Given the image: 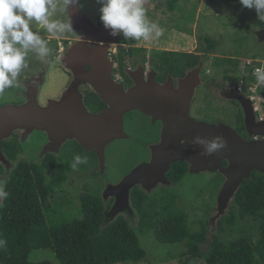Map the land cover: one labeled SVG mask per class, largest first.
I'll return each mask as SVG.
<instances>
[{"label": "trees", "instance_id": "obj_1", "mask_svg": "<svg viewBox=\"0 0 264 264\" xmlns=\"http://www.w3.org/2000/svg\"><path fill=\"white\" fill-rule=\"evenodd\" d=\"M165 1L168 11L177 9L179 0ZM182 17L193 21L191 15ZM204 40L206 49L212 50L217 44V40L209 36ZM129 51L137 54L144 50L131 47ZM125 54L128 53L124 48L118 57L122 75H125ZM256 54L252 57L259 58ZM145 56L142 54V59ZM186 61V55L172 50H154L150 60L164 73H172L177 64ZM242 77L247 83L253 81L249 75ZM22 146L18 137L7 138L2 142V153L7 159L15 160L23 151ZM77 153L88 157V163L79 165L77 171L95 174L97 155L76 140L67 141L57 154L48 153L38 161L20 159L7 170L2 181L6 182L5 190L9 196L0 201V238L6 241L0 248V264H52L48 259H30L39 249L51 250L60 264L138 262L145 259L146 250L137 233L150 232L161 244L183 245L179 264H189L193 260H203L206 264H264V173L253 171L238 188L226 214L216 221L218 232L231 228L238 233L237 237L224 241L218 233L212 232L207 249L203 250L208 221L199 230L191 228L188 213L176 207L177 195L174 193L161 192L153 198L134 186L130 191L133 212L115 217L109 214L114 197H104L103 192L101 195L80 194L76 215L65 209L63 203L67 199L57 204L50 202L49 198L63 187L67 171L72 170L73 155ZM187 168L186 161H175L170 165L167 177L180 183ZM135 216L136 225L130 222ZM247 221L251 222L252 232L244 224L237 226V223ZM254 233L257 235L255 240Z\"/></svg>", "mask_w": 264, "mask_h": 264}, {"label": "water", "instance_id": "obj_2", "mask_svg": "<svg viewBox=\"0 0 264 264\" xmlns=\"http://www.w3.org/2000/svg\"><path fill=\"white\" fill-rule=\"evenodd\" d=\"M65 14L66 21L71 23V32L78 40L70 43L66 53L59 56L62 66L72 74V80L58 98H48L44 105H40L37 95L42 82L38 76L45 73L43 69L34 75L36 79L23 84L24 102L0 105V162L5 161L2 142L14 131H21V140L24 141L32 131L38 130L47 137L43 155L58 152L64 142L75 139L97 155L103 169L105 148L116 139L128 137L124 129L125 113L139 110L151 116L152 121L161 119V136L166 142L152 146L148 161L137 164L117 184L107 186L103 196L115 198L109 214L115 217L121 211H130V191L136 184L146 191L159 183L167 184L166 173L171 163L184 160L189 164V173L218 171L224 177L216 196L215 213L208 220L209 225L215 228L217 219L226 214L242 182L249 179L253 171L264 173V120L255 119L251 99L238 98L245 111L244 123L248 132L260 137L247 141L224 122L205 123L190 117V100L195 87L201 83L198 70L194 69L181 80L190 85L191 91L178 107L172 98L164 95L165 91L167 95L171 90L170 79L159 84L154 73H149L144 79L141 64L129 70L133 85L125 89L121 82L112 78L114 61L108 55L110 43L117 42L121 33L116 37L109 35L110 29L105 30L102 23L97 24L86 14L81 0L69 5ZM255 35L259 41H264V27ZM86 65L91 68H85ZM84 83H88L106 103L104 109L87 111L77 91V85ZM195 136L207 140L222 136L227 146L212 155H203V146L191 142ZM1 178L4 177L0 175Z\"/></svg>", "mask_w": 264, "mask_h": 264}, {"label": "rangeland", "instance_id": "obj_3", "mask_svg": "<svg viewBox=\"0 0 264 264\" xmlns=\"http://www.w3.org/2000/svg\"><path fill=\"white\" fill-rule=\"evenodd\" d=\"M81 4L85 12L96 23H99V3L97 0H81ZM159 5V7H158ZM151 10L147 9L146 15L149 21L158 23L164 30V34L157 40L144 41V40H125L122 34L123 41L125 43L113 44L123 45L125 48L137 47L143 48L144 51H139L138 55H146L147 59L151 56L154 50H172L180 52H188L193 50L198 37H212L217 40L216 46L210 50L212 54L209 59L206 60L205 70H207L206 78L213 79L215 82H231L235 73L241 77L239 67L247 62L248 59L254 61L253 54L257 57H264V47L260 45L255 38L252 30H259L264 27V21L259 20L257 13L254 9L243 7L239 0H179L177 3V9L170 12L166 8L165 0H152ZM157 7V9H156ZM191 15L192 22L184 19L182 16ZM53 19H61L66 22L65 12H61L59 6L56 11L53 12ZM33 30L39 32L43 39L48 40L49 47L52 49V54L45 58L47 62H51L52 65L48 69L46 81L40 88L37 100L40 105H44L48 98H57L66 84L67 76L59 68L53 57L56 53L61 52L60 48H64L65 41L69 40L72 36H75L71 31L64 34L52 36L48 34L40 25H37L33 21ZM217 55L215 57L214 55ZM232 56V60L223 59L224 57ZM27 66L26 70L31 71L45 63L41 59L36 57L34 52H29L26 56ZM61 63V61H60ZM62 65V64H61ZM116 67V66H115ZM253 68L252 62L250 63V70ZM46 71V69H44ZM249 71V70H248ZM250 72V71H249ZM247 71H245V74ZM207 78V79H208ZM257 80H254V86L257 84ZM17 83V82H16ZM88 84V83H84ZM82 84L77 85L80 88ZM89 85V84H88ZM246 87H249L246 85ZM20 85L6 89L5 92L0 95V102L20 104L25 101H20ZM261 92L263 87L260 85L258 88ZM25 93V88H24ZM61 94V93H60ZM257 94H255L256 96ZM256 96L254 101L257 106L258 112H263L264 109L260 106L261 100ZM212 108L218 107V111L211 112L213 115L221 116L223 111L231 112L232 107L226 103V110H224V103L219 98L212 96ZM137 113H142L139 110ZM152 119V117H151ZM152 122V121H151ZM133 129L140 133L148 124V119L142 118L139 114H135L132 119ZM37 131V130H34ZM30 133L28 138L24 141L18 136V139L23 144V151L17 155V159L9 160L4 156L5 161L2 163H12V166L20 159H26L31 161H38L43 154L40 152L39 146H41V134L44 132ZM45 134V133H44ZM39 138V140H38ZM116 139L111 142L105 148V167L102 169L98 161V167L95 169V174L91 171H67V179L64 186L57 190L53 194L49 201L54 204L67 199L66 203H63L65 209L71 212L73 215L78 214L80 207L79 195L82 193L90 192L100 194L104 192L108 185L117 184L121 178L124 177L129 171L135 167L145 157V150L140 147L138 143H134L130 140ZM44 140V139H43ZM42 140V141H43ZM38 141L37 145H34ZM166 141L163 143L165 144ZM162 143V145H163ZM34 145V146H33ZM160 148V147H159ZM152 150V146L150 147ZM38 152V153H37ZM37 153V155H36ZM11 166V167H12ZM7 166L4 165L0 171L1 176H5ZM204 172V171H202ZM3 179L1 178L0 181ZM224 177L218 171L210 172L206 171L205 174L197 176L192 173H187L178 186H170L167 188L159 189V184L155 187L145 190L140 185L136 184L144 190L151 197H158L162 193L176 194V207L183 209L188 213L189 224L191 228L199 230L206 221L215 213L216 196L220 189ZM170 183H167L169 185ZM164 184L163 186H165ZM162 189H164L162 191ZM110 196V195H107ZM115 200V198H114ZM114 200L112 205L115 204ZM130 211H121L119 214H126L127 212H133V208L129 202ZM160 207V206H159ZM77 210V211H76ZM132 224H137V216L130 220ZM250 221L237 223V226L244 224L249 227ZM206 226V225H205ZM207 235L206 242L202 245L203 250L207 249L208 242L210 240V234L212 232L218 233L220 239L231 240L237 237L238 233L231 228H226L224 232H218L210 225L206 226ZM252 232V230H250ZM141 246L146 250V257L144 260L138 262H129L126 264H179L181 261L180 252L183 248L182 244L170 245L161 244L156 241L153 234H140L137 233ZM257 235L254 233V240ZM31 260L48 259L52 264H60L56 259L54 253L48 249H39L34 251L31 255ZM121 264V263H116ZM189 264H206L203 260H193Z\"/></svg>", "mask_w": 264, "mask_h": 264}, {"label": "flooded vegetation", "instance_id": "obj_4", "mask_svg": "<svg viewBox=\"0 0 264 264\" xmlns=\"http://www.w3.org/2000/svg\"><path fill=\"white\" fill-rule=\"evenodd\" d=\"M150 8L151 7H149V9ZM257 30H252L256 39H257V37L255 35V32ZM204 38L205 37H198L199 40H196V44L194 45L193 50H190L188 52L176 51V52H180V53L186 55L187 61H186V63H183V64H177V66L174 68L172 73H169V72L164 73L163 70L160 69V67H157L154 63H151L150 62L151 56L148 59L146 56L144 57V59H142V55L131 54L130 51L128 52L129 48H125L124 44L123 45H116L114 47L112 45V48L110 50V57L114 61V66L112 67L111 76L114 80L121 82L124 85L125 89H127L133 85V80L130 77V75L128 74L129 70H134L135 68L138 67V65L141 64L140 67L142 69V72H143L142 77L144 79L147 78L149 73L155 74L154 79L159 84H165L166 81L168 79H170L171 83L169 86L171 87V90L169 91V93L167 95H166L167 91H165L164 95L167 98H172L174 104L178 107L179 103L184 101L190 95V91H191V89L189 88L190 85L181 82V80L188 73H191V71H193L194 69L198 70V78H199L201 83L195 87V89L193 91V96L190 100L189 111H188V114L190 115V117H192L196 121L205 122V123L224 122V123L230 125L233 129H235L237 131V133H239V135L244 140H247V141H250L254 138H256V139L260 138L258 135H254V134L248 132V130L245 126V123H244L245 111L242 107V104L240 103V99L249 97L251 99L252 107L254 108L255 119L256 120H264V111L258 112L257 111L258 108H257L256 103L254 101V97L257 96L259 98V100H261V102H259L260 106L264 109V97H263L264 92L263 91L261 92L258 89L259 86H257V85L254 86V83H253L254 77L253 76H251L253 78L252 79L253 81H251L250 83H247L242 77V76L246 75L245 71H248V70L251 71L252 69L250 70V66L247 65L246 64L247 62H246L243 67H242V65L239 67V72L244 73V74H242V76L239 78L237 76V74L235 73L234 77H232L231 82H215V81H213V79H210L208 77H207L208 78L207 79L206 78L207 70H205V64H206V60L209 59L212 54L210 53V49L205 48L206 42H205ZM121 39H122V37H120L119 41L115 42L114 44H116L118 42L125 43L124 41H120ZM76 40H78V39H76L75 37L70 38V41L66 40L63 50L59 53H56L55 56L53 57V61L56 62L57 66L59 68H62V70L64 71V73L67 76L66 84L63 87L62 91L65 90V88L69 85L70 81L72 80V74L61 65L62 63H60V60L57 61L56 57L61 55V54L64 55L66 53L65 50H66L68 44H70ZM257 41L260 45H262L264 47V41H259L258 39H257ZM124 48L128 54L124 55L127 58L124 59V69L123 70H124L125 75H122V74H120L121 69L118 65V57L120 55L121 50ZM214 56L217 57L216 54ZM226 58L229 60L233 59L232 56L224 57L223 59H226ZM253 59H254V62H255V60H260L258 63L260 65H262L261 63H262V61H264L263 58L259 59V58L254 57ZM190 61H192V62H190ZM102 63H104V61H102ZM51 65H52L51 62H45V63H41L40 66H38L37 68H35L34 70H31V71H28L25 68L22 69L21 74L17 77V81H16L21 87L19 90L20 95H21L20 101L24 100V98H25L23 84L25 82L30 83L32 80L36 79V78H33L34 75H38L41 73V71L43 69H46V71L43 75L40 74L38 76L42 82V85H41V87H42L44 85V82L46 81L47 72H48V69L51 67ZM85 68L89 69V68H91V66L86 65ZM192 79H193V81H195L194 77H192ZM246 85L249 87H246ZM62 91L60 93H62ZM77 91L81 94L83 105L87 109V111L98 112V111H100L106 107V103H104V101H102L100 99L99 95L93 90V88L90 85L82 84L80 88H77ZM60 93L57 96V98L60 96ZM255 94H257V95L255 96ZM91 95H92V97L88 99V97ZM212 96L214 98H219L224 103V110H226V108H227L226 103H228L229 106L232 107V111L231 112L223 111V113L224 112L225 113L222 114L220 117L213 115L211 112L212 111L216 112L219 109H218V107L212 108V101H211ZM238 98H240V99H238ZM97 100L101 102L100 105L98 104ZM2 104H5V103L0 102V105H2ZM91 106H96V108L92 109ZM135 114H139V116H141L142 118L144 117L146 120L148 119V124H146V127L140 133H137L133 129L132 119H134ZM151 121H152L151 116L143 115L141 113H137V111H134V110L128 111L124 115V129H125V132L128 134V137H126L125 140H130L134 143H138L140 145V147H142L145 150V155H144L145 157L140 162H146L150 159V151H151L150 147L151 146L160 145L161 143H163L165 141V138L161 136V132L163 129V122L161 121V119H157L156 121H152V122ZM34 132L40 133V131H38V130L34 131ZM31 133H33V132H31ZM18 136L21 138V131L16 130L12 133V135L9 138L18 137ZM38 140H39V138H38ZM72 140H75V139H72ZM40 141L42 143H41V146H39L40 152L39 153L37 152L38 154H42L43 146L47 142L46 134H44V133L41 134ZM67 141H71V140H67ZM66 142H64L62 144V146ZM37 144H38V141L34 145H37ZM37 153H36V155H37ZM57 153H59V151L58 152H52L50 154H57ZM46 154H48V153H46ZM45 155H43V156H45ZM8 161H9V159H8ZM29 161H31V160H29ZM182 161H184V160H182ZM223 164H226V162L223 161ZM4 165L7 166V168H6V171H7L8 169L11 168L12 163L8 162L5 164V163L0 162V171L3 169ZM188 168H189V164H188ZM188 168H187V173H188ZM205 173H206V171L200 172V173L194 174V175L200 176V175H203ZM67 176H68V174H67ZM166 177H167V174H166ZM167 180H168V183H170V184L169 185L166 184L165 186H163L164 184L160 183L158 186L159 189L179 185V183H174V182L170 181L168 177H167ZM65 183H66V181L63 183V186ZM135 187H138V186H135ZM138 188L141 189L140 187H138ZM205 242H206V240H205Z\"/></svg>", "mask_w": 264, "mask_h": 264}, {"label": "clouds", "instance_id": "obj_5", "mask_svg": "<svg viewBox=\"0 0 264 264\" xmlns=\"http://www.w3.org/2000/svg\"><path fill=\"white\" fill-rule=\"evenodd\" d=\"M97 2L100 5L99 22L105 30H111L109 35L112 37L121 33L125 40L142 39L148 42L157 40L164 34L158 23L147 18L146 12L152 0H97ZM74 3L76 0H0V95L6 89L17 86V77L27 66L25 58L29 52H34L36 57L44 62H47L45 58L52 54L48 40L33 30V21L52 36L72 31L70 22L51 17L58 6L61 12H66L68 6ZM239 3L243 7L254 9L259 20L264 21V0H239ZM120 41H123V38ZM111 48L108 51L109 56ZM62 50L61 47L60 51ZM56 59L59 61L61 57L57 56ZM248 60L250 62L247 65L250 66L252 62L253 68L250 72L247 71L246 75L253 76L254 80L258 81L256 85H261L264 90V67L255 69L256 66H260L258 64L260 60L255 62ZM261 64L264 65V61ZM191 142L203 146V155H212L227 146L222 136L213 137L211 140L195 136ZM87 163V155L77 153L73 155L71 168L77 170L79 165ZM5 183L0 181V201L9 196L5 190ZM5 245L6 241L0 238V248Z\"/></svg>", "mask_w": 264, "mask_h": 264}, {"label": "built area", "instance_id": "obj_6", "mask_svg": "<svg viewBox=\"0 0 264 264\" xmlns=\"http://www.w3.org/2000/svg\"><path fill=\"white\" fill-rule=\"evenodd\" d=\"M249 62H250V61L247 60V63H246V64H248ZM258 67H264V65L256 66L255 69L258 68Z\"/></svg>", "mask_w": 264, "mask_h": 264}]
</instances>
